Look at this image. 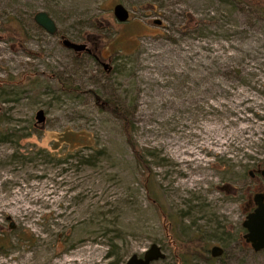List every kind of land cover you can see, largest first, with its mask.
<instances>
[{
    "label": "rangeland",
    "instance_id": "1",
    "mask_svg": "<svg viewBox=\"0 0 264 264\" xmlns=\"http://www.w3.org/2000/svg\"><path fill=\"white\" fill-rule=\"evenodd\" d=\"M40 10L56 33L34 22ZM23 72L28 81L0 89V264H124L151 243L166 255L152 264H178L177 253L264 264L242 227L264 189L261 12L220 0H0V79ZM89 89L125 110L147 169Z\"/></svg>",
    "mask_w": 264,
    "mask_h": 264
},
{
    "label": "water",
    "instance_id": "2",
    "mask_svg": "<svg viewBox=\"0 0 264 264\" xmlns=\"http://www.w3.org/2000/svg\"><path fill=\"white\" fill-rule=\"evenodd\" d=\"M112 12L115 19L120 23L126 22L129 19V11L122 3H116L113 6ZM33 20L47 33H56L57 26L46 11L40 10L35 12ZM62 44L75 52H90V49L84 43H77L63 38ZM253 201L255 207L245 216L242 222V227L245 230L243 238L255 252H258L264 249V190L255 193ZM7 218L10 219V217ZM10 227H13L12 223H10ZM222 252L223 249L219 245H213L210 248L212 257H218ZM165 257L166 255L161 246L157 243H151L141 256L135 253L131 254L124 264H152L158 260H163Z\"/></svg>",
    "mask_w": 264,
    "mask_h": 264
},
{
    "label": "trees",
    "instance_id": "3",
    "mask_svg": "<svg viewBox=\"0 0 264 264\" xmlns=\"http://www.w3.org/2000/svg\"><path fill=\"white\" fill-rule=\"evenodd\" d=\"M220 1H222L223 3H226V4H231L234 7L236 5H238V3L245 4L246 6H248V8L259 11L262 13V15H264V0H220ZM35 9H37V8H33L32 10H35ZM5 19H6L7 24L12 25L14 27H21L22 28V26H23L22 18L18 14H7ZM92 25H94V21H93ZM30 78H31V75L29 73H26V72H23L18 76H8L6 78L0 79V89H1V87H4V85H6V84L12 85V86L21 85L22 83L28 81ZM61 87H62L61 88L62 90H66V91L69 90L72 92H82L76 87L75 88H69V87L65 88L62 85V83H61ZM87 91H89V93H91L93 95L95 103H96L99 111L104 112V113H108L109 115L113 116L115 119H117L119 121L120 126H121V130H122L123 135L125 137V141H126L127 145L130 147V149L132 150L137 163L141 167L147 169L148 163L146 160V156L143 153H141L142 151L139 150L137 144L135 143V141L133 139L134 125H133V122L130 119V117L125 112V110L120 105H118L114 100H112L111 98H104L97 91L92 90V89H89ZM5 115H6L5 109L0 107V125L4 121ZM6 139H7L6 134H4L3 131L0 129V141H6ZM86 162L89 163L88 160H86ZM201 237L199 238V242H204L203 237L202 238ZM202 247H204V246H202ZM204 251L208 252V250H206V249ZM177 254H178V256H177L178 260L176 263L179 262L178 264H185L184 261H182L181 255L179 253H177ZM211 257L207 256V259L210 260ZM113 262L118 264L119 259L114 258Z\"/></svg>",
    "mask_w": 264,
    "mask_h": 264
},
{
    "label": "flooded vegetation",
    "instance_id": "4",
    "mask_svg": "<svg viewBox=\"0 0 264 264\" xmlns=\"http://www.w3.org/2000/svg\"><path fill=\"white\" fill-rule=\"evenodd\" d=\"M257 172H258L261 176L264 177V166H263L262 169H257ZM249 174H250L251 177L254 175L252 172H249ZM263 190H264V189H263ZM263 190H259V191L255 192V193L261 192V191H263ZM255 193H254V194H255ZM254 194H253V196H254ZM253 196H252V199L250 200V203H249V204H250V207H249V209H247L246 215H247L250 211H252L253 208L255 207V204H254V201H253ZM247 244H248V243H247Z\"/></svg>",
    "mask_w": 264,
    "mask_h": 264
}]
</instances>
